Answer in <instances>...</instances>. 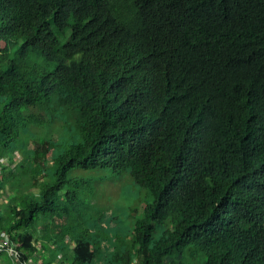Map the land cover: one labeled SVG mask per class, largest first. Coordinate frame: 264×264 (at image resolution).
Masks as SVG:
<instances>
[{"label":"trees","instance_id":"trees-1","mask_svg":"<svg viewBox=\"0 0 264 264\" xmlns=\"http://www.w3.org/2000/svg\"><path fill=\"white\" fill-rule=\"evenodd\" d=\"M74 169L148 191L128 237ZM0 232V264H264V0H0Z\"/></svg>","mask_w":264,"mask_h":264},{"label":"rangeland","instance_id":"rangeland-1","mask_svg":"<svg viewBox=\"0 0 264 264\" xmlns=\"http://www.w3.org/2000/svg\"><path fill=\"white\" fill-rule=\"evenodd\" d=\"M40 134L48 139H60L64 136L62 123L57 120L44 124L39 129ZM70 178L84 180L81 190V203L77 205L75 214L78 216L93 215L92 223L100 220L109 223L110 217H115L117 232L129 236L137 215L141 214L145 204L149 201L147 190L136 185L128 174L116 175L110 169H96L84 171L74 169ZM87 188L88 190H85ZM89 204L90 209L85 204ZM137 209V211H135ZM117 217V218H116ZM79 228H92L91 224L83 222ZM164 226H156V234Z\"/></svg>","mask_w":264,"mask_h":264},{"label":"built area","instance_id":"built-area-1","mask_svg":"<svg viewBox=\"0 0 264 264\" xmlns=\"http://www.w3.org/2000/svg\"><path fill=\"white\" fill-rule=\"evenodd\" d=\"M41 232L42 230L38 229V233L41 234ZM9 242V236L4 232H0V250L7 249L12 255L16 256L17 251L12 248Z\"/></svg>","mask_w":264,"mask_h":264}]
</instances>
